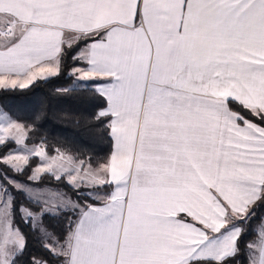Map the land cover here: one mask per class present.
I'll return each instance as SVG.
<instances>
[{
  "label": "snow or ice",
  "instance_id": "snow-or-ice-1",
  "mask_svg": "<svg viewBox=\"0 0 264 264\" xmlns=\"http://www.w3.org/2000/svg\"><path fill=\"white\" fill-rule=\"evenodd\" d=\"M65 75L107 154L0 151V264L28 247L15 193L29 264H264V0H0V92ZM25 130L0 108V146Z\"/></svg>",
  "mask_w": 264,
  "mask_h": 264
},
{
  "label": "trees",
  "instance_id": "trees-1",
  "mask_svg": "<svg viewBox=\"0 0 264 264\" xmlns=\"http://www.w3.org/2000/svg\"><path fill=\"white\" fill-rule=\"evenodd\" d=\"M72 67L70 57L66 61L65 73ZM70 81L66 75L60 78H52L48 81L35 83L25 90H16L15 92H0V108L10 112L13 118L21 123H26L30 127L35 125L37 132L29 135L25 132V144H38L45 148L46 155L51 156L56 152L66 154H80V160H87L88 156L98 157L107 154L108 148L99 128L100 125L94 122V114L100 106L98 99L89 91L76 90L67 94L57 92ZM36 117H39L37 121ZM45 137L46 140H41ZM7 142V140L5 141ZM13 143L8 148L0 146V151L8 152ZM69 150V151H66ZM37 159L33 161L35 165ZM4 166L0 165V171ZM24 177H21L23 179ZM68 191L70 190L63 189ZM16 198V222L24 233L28 236V247L24 256L21 257L22 264H29L30 256L45 255L39 247L38 241L27 224H24L18 212V205L23 202L25 206H31L25 200L22 193H15ZM75 197L73 196V199ZM264 211L261 212L263 215ZM44 223L49 226L50 231L62 232L65 224L60 219H53L45 216ZM258 221H253V227ZM253 235L247 236L246 240H252ZM237 260L247 264L243 257H237Z\"/></svg>",
  "mask_w": 264,
  "mask_h": 264
},
{
  "label": "rangeland",
  "instance_id": "rangeland-1",
  "mask_svg": "<svg viewBox=\"0 0 264 264\" xmlns=\"http://www.w3.org/2000/svg\"><path fill=\"white\" fill-rule=\"evenodd\" d=\"M3 133H0V135H2ZM13 147L10 149V150H13L12 152H11V154H13V155H23V154H26L25 153V151H24V149H26V148H32V149H35L36 148V146L35 145H33V144H23V145H16L15 144V142H14V138H13ZM65 155H68V154H66L65 153ZM38 159V162H39V158H37ZM80 161H77V163H79ZM66 167H67V165H65Z\"/></svg>",
  "mask_w": 264,
  "mask_h": 264
},
{
  "label": "crops",
  "instance_id": "crops-1",
  "mask_svg": "<svg viewBox=\"0 0 264 264\" xmlns=\"http://www.w3.org/2000/svg\"><path fill=\"white\" fill-rule=\"evenodd\" d=\"M81 47H83V45H81ZM77 51H79V49H77ZM19 122V121H18ZM25 132H26V130H25ZM33 145H35L36 147H41L40 145H38V144H33ZM60 153H62V152H56V153H54L53 155H51V156H58ZM51 156H49V157H51ZM38 163V159H37V162H36V164ZM85 166H87V165H85ZM263 215H264V213H263Z\"/></svg>",
  "mask_w": 264,
  "mask_h": 264
}]
</instances>
